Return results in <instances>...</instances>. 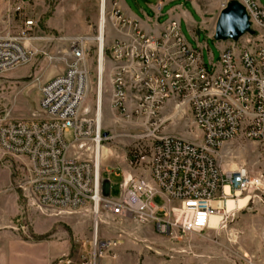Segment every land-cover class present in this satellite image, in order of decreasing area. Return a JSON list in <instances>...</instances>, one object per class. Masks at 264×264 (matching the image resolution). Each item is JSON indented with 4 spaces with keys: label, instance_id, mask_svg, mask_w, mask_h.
<instances>
[{
    "label": "built area",
    "instance_id": "built-area-1",
    "mask_svg": "<svg viewBox=\"0 0 264 264\" xmlns=\"http://www.w3.org/2000/svg\"><path fill=\"white\" fill-rule=\"evenodd\" d=\"M237 1L244 6L254 30L245 33L250 46L224 48L216 63L212 58L204 62L201 51L187 43L178 20H168L154 35L117 10L110 13L114 25L131 27L106 51L104 43L100 48L103 72L105 63L111 69V107L123 117L143 118L150 124L147 131L153 139L149 175L123 172L117 198L102 194L95 151L84 157L89 144L95 147L111 136L97 127L96 112L95 118L88 117L89 108H82L89 87L88 52L83 40H72L66 68L41 87L39 114L0 124L2 152L28 161V177L22 186L31 200L40 208L60 210L90 204L97 206L98 217L100 206L112 215L138 214L153 222L161 235L215 229L209 224L214 214L221 215L222 224L224 206L213 202L236 198V192H243L253 180L245 168L224 172L216 151L239 135L264 146V5L259 0ZM161 7L158 2L157 10ZM24 24L26 28L17 36L0 34V73L28 61L34 53L33 37L28 35L34 22L27 19ZM169 100H174L176 111L184 105L190 110L201 132L199 142L159 133L161 124L173 117H160ZM66 132H71V142H67ZM156 196L164 203L156 205ZM95 224L87 247L76 257L63 254L53 264H99L118 242L98 240Z\"/></svg>",
    "mask_w": 264,
    "mask_h": 264
},
{
    "label": "rangeland",
    "instance_id": "rangeland-1",
    "mask_svg": "<svg viewBox=\"0 0 264 264\" xmlns=\"http://www.w3.org/2000/svg\"><path fill=\"white\" fill-rule=\"evenodd\" d=\"M111 1L0 0V34L17 36L26 28L25 20L32 19L34 22L28 30V35L33 37V55L28 61L0 73V124L7 119H27L39 114L42 85L66 68L71 60V41L83 40L88 52L90 75L82 108L88 107L86 115L95 118L97 92L102 87L101 133L106 132L111 138L104 140L100 148V172L102 177L108 175L110 197L117 198L124 171L139 177L149 175L153 139L147 131L150 124L143 118H126L111 108L109 64L99 81L96 38L100 34L102 2L104 38H109L107 24L110 22ZM228 1L166 0L157 21L163 24L168 20L171 9L173 17L181 11L186 12L187 15L180 19L187 43L201 51L204 62L212 58L216 63L222 44L223 47L235 46L237 49L250 46L247 34L235 43L233 40L219 41L212 37L219 11ZM124 2L139 20H155L157 12L153 6L157 0ZM259 2L264 5V0ZM192 23L196 24L192 26ZM107 43L104 42L103 51L107 50ZM173 104L174 100L167 101L160 112L161 118L170 114L173 117L161 124L159 133L181 134L199 142L201 132L193 122L190 110L184 105L176 111ZM65 138L71 142V132H66ZM105 147L110 148L111 152L102 157L107 152ZM91 155V151L84 153V157ZM140 156L145 158L137 163L131 162ZM215 156L224 172L238 168L248 171L253 183L238 196L249 195L251 199L247 205L241 209L236 207L226 214L218 229L161 235L155 230L153 222L138 214L112 215L100 206V217L95 218L90 204L75 210L38 207L31 200L26 187L22 186L28 177V161L21 156L3 153L0 149V264L5 260L8 236L55 240L63 247V254L76 257L94 237L95 219L97 239L118 242L101 259L107 264H264V146L239 135L225 142ZM105 168L114 169L107 174ZM114 170L120 171L121 176H116ZM153 201L158 206L164 203L160 196Z\"/></svg>",
    "mask_w": 264,
    "mask_h": 264
},
{
    "label": "crops",
    "instance_id": "crops-1",
    "mask_svg": "<svg viewBox=\"0 0 264 264\" xmlns=\"http://www.w3.org/2000/svg\"><path fill=\"white\" fill-rule=\"evenodd\" d=\"M165 1L166 0H157V2L153 6L154 10H156L157 12L155 16V20L146 19L145 21L139 20L135 16L133 11L125 4L124 0H112L111 1L112 3L110 2V6L112 7L111 12L112 10H117L120 14H122V16L129 18L132 21H135L137 23V26L141 28L142 30H144L147 34L156 35L165 26L168 20L175 19V20H178L181 24V19H180L181 16L187 15L186 12L181 11L180 14H177L176 16L173 17L172 16L173 10L171 9L169 11V19L166 20L163 24H159L157 21V19L161 15L159 11L162 9L163 5L165 4ZM158 2L162 3V7L159 11L157 10ZM195 24L196 23H192V26H194ZM107 27H109L107 29V31L109 30V38L107 39L104 38V35H103V38H104L105 43L108 41L107 43L108 46L111 45L116 39L123 38L126 35V33H129L131 31V27L129 26L120 27L118 25H114L113 20L111 19H110V22H108ZM219 41H222V40H219ZM227 47H230V46H227ZM227 47H223V44H222L219 50H222ZM108 64L109 63H105V67L106 65L108 66ZM109 76L111 77V75ZM110 77H109V85H110L109 86V94H110L109 102H110L111 91H112V87L110 84ZM102 90L103 89L101 87V94H102ZM178 135H181V134H178ZM105 149L107 152L102 157H106L111 152L110 148L105 147ZM113 169L114 168L109 170L105 168L104 171H106L107 174H111ZM100 173L102 175V172ZM114 174L116 176H121L120 171L117 172V170H114ZM104 179L109 180L108 175H106L105 177H102V181ZM5 246H6V256H5V260L3 264H50V261L58 258L60 255L64 253L63 247L60 244H58V242H56L55 240L53 242L52 240H49V239L29 240V239L20 238L17 236H8ZM99 264H107V263L104 260H100Z\"/></svg>",
    "mask_w": 264,
    "mask_h": 264
},
{
    "label": "water",
    "instance_id": "water-1",
    "mask_svg": "<svg viewBox=\"0 0 264 264\" xmlns=\"http://www.w3.org/2000/svg\"><path fill=\"white\" fill-rule=\"evenodd\" d=\"M254 33L250 27L248 14L244 6L237 0H229L219 11L212 37L215 40L237 41L245 33ZM104 135L106 132L103 133ZM102 194L110 195V182L102 181Z\"/></svg>",
    "mask_w": 264,
    "mask_h": 264
},
{
    "label": "bare ground",
    "instance_id": "bare-ground-1",
    "mask_svg": "<svg viewBox=\"0 0 264 264\" xmlns=\"http://www.w3.org/2000/svg\"><path fill=\"white\" fill-rule=\"evenodd\" d=\"M104 24H105V17H104V11H103V2L101 5V18H100V34L99 36L96 38L98 41V45H99V51H98V76H99V81L101 82V76L103 75V67H104V63L102 62V51H100V48L102 46V44L104 43ZM99 82V83H100ZM101 88L99 87V91L97 92V109H96V125L98 128H100V124H101V100H100V96H101ZM89 110V109H88ZM87 112V111H86ZM103 146V144H97L95 147L91 146L89 144L87 151H91L94 152L95 151V157H96V161L98 162V169H100V148ZM224 190L226 193H229V187L225 186ZM242 192H236L237 197L236 198H231L228 197L226 199V201H222L219 199H216L213 204L216 206H224V211L226 214L231 213L236 207L241 209L243 207H245L248 203V201L251 199L249 195H246L244 197H238ZM94 209V213H95V218H97V206H93ZM221 215L220 214H214L209 218V224L211 226V228H215L218 229L219 225H220V220H221ZM95 223H97V220L95 219Z\"/></svg>",
    "mask_w": 264,
    "mask_h": 264
},
{
    "label": "trees",
    "instance_id": "trees-1",
    "mask_svg": "<svg viewBox=\"0 0 264 264\" xmlns=\"http://www.w3.org/2000/svg\"><path fill=\"white\" fill-rule=\"evenodd\" d=\"M37 240V239H36Z\"/></svg>",
    "mask_w": 264,
    "mask_h": 264
}]
</instances>
